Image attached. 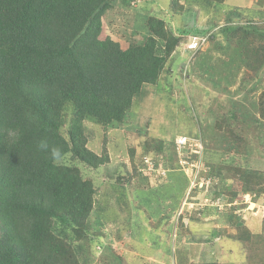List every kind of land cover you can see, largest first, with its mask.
<instances>
[{"label": "rangeland", "instance_id": "374dc122", "mask_svg": "<svg viewBox=\"0 0 264 264\" xmlns=\"http://www.w3.org/2000/svg\"><path fill=\"white\" fill-rule=\"evenodd\" d=\"M177 2L182 10L172 0H136L132 7L113 0L105 16L103 36L124 49L144 38L149 16L163 19L175 35L187 33L159 80L143 86L122 122L106 127L85 120L90 148L100 154L107 149L111 161L98 170L80 165L96 179L92 222L105 221L91 251L86 241L77 242L85 264H264V194L244 192L237 174L244 168L264 174V38L259 55L247 62L237 56L235 43L225 45L222 33L196 53L188 49L197 33H218L226 24H256L264 34V0ZM228 58L241 67L229 68L235 62ZM258 65L259 70L250 68ZM198 133L205 136L203 145L195 138ZM180 136L194 137L193 152L206 148L196 156L186 152L184 163L195 167L181 165L182 170L157 175L158 169L145 167L146 178L117 179L131 175L132 150L145 151V142L152 147L161 140L173 145ZM246 230L251 240H239Z\"/></svg>", "mask_w": 264, "mask_h": 264}, {"label": "trees", "instance_id": "16d2710c", "mask_svg": "<svg viewBox=\"0 0 264 264\" xmlns=\"http://www.w3.org/2000/svg\"><path fill=\"white\" fill-rule=\"evenodd\" d=\"M135 1L124 0V5L132 7ZM176 1L172 5L182 10ZM111 9L113 0H0V264H85L77 242L86 241L91 251L104 231L105 221L91 218L95 176H86L80 165L98 170L111 161L107 149L100 154L90 148L85 120L106 127L122 122L143 86L159 80L187 33L175 35L163 19L149 16L144 38L124 49L110 35L103 36ZM256 26L226 24L218 33L196 36L204 44L225 34V45L235 43L237 56L247 62L264 48L259 47L264 34ZM230 61L235 64L229 68L241 67ZM188 137L180 136L185 142L173 145L145 142V151L132 150L131 175L117 179L146 178L145 167L158 169L155 175L182 170L181 165L195 167L184 163L186 152L196 156L206 148L193 152L194 137ZM195 138L206 142L202 133ZM42 140L48 151L38 147ZM52 146L61 149L60 159L52 158ZM172 152L183 159L174 153L170 159ZM237 174L244 192L264 194L263 173L244 168ZM245 232L239 240L250 241L252 232Z\"/></svg>", "mask_w": 264, "mask_h": 264}, {"label": "clouds", "instance_id": "9594fccd", "mask_svg": "<svg viewBox=\"0 0 264 264\" xmlns=\"http://www.w3.org/2000/svg\"><path fill=\"white\" fill-rule=\"evenodd\" d=\"M191 40V39H190ZM190 42V41H189ZM199 48V47H197ZM196 48V49H197ZM190 49V48H188ZM191 50V49H190ZM195 50V49H194ZM177 141H179V139L177 138ZM38 147L42 150H45V151H48L49 150V144L47 141H44L42 140L39 144H38ZM50 152H51V156L53 159H60L61 158V149L58 148V147H55V146H52L51 149H50Z\"/></svg>", "mask_w": 264, "mask_h": 264}, {"label": "built area", "instance_id": "2783aa9c", "mask_svg": "<svg viewBox=\"0 0 264 264\" xmlns=\"http://www.w3.org/2000/svg\"><path fill=\"white\" fill-rule=\"evenodd\" d=\"M204 40H205L204 38L202 39L201 37L194 36V37L191 38V40H190V42L188 44V48L196 49L197 47H200L203 44ZM182 142H185V139L180 138L179 139V143L181 144ZM197 145H199V144H197Z\"/></svg>", "mask_w": 264, "mask_h": 264}]
</instances>
